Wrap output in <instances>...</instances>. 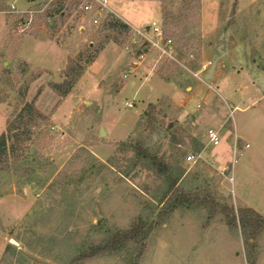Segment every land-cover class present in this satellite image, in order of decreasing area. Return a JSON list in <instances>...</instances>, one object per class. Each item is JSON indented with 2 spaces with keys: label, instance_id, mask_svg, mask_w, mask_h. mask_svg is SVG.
<instances>
[{
  "label": "rangeland",
  "instance_id": "rangeland-1",
  "mask_svg": "<svg viewBox=\"0 0 264 264\" xmlns=\"http://www.w3.org/2000/svg\"><path fill=\"white\" fill-rule=\"evenodd\" d=\"M59 1L0 0V136L27 102L46 117L11 169L0 167V264H70L140 221L158 222L140 264H248L240 229L221 212L158 214L172 182L264 214V0L112 2L129 28L161 23L175 60L133 44L130 30L80 28L74 12L49 24L45 10ZM70 59L86 68L63 98L50 83ZM210 128L221 135L215 149ZM254 245L264 264V228ZM137 251L130 242L87 264H134Z\"/></svg>",
  "mask_w": 264,
  "mask_h": 264
},
{
  "label": "trees",
  "instance_id": "trees-1",
  "mask_svg": "<svg viewBox=\"0 0 264 264\" xmlns=\"http://www.w3.org/2000/svg\"><path fill=\"white\" fill-rule=\"evenodd\" d=\"M65 1L66 0H61L53 7H49L45 10L46 21H48L49 24H54V18L58 15L63 17L64 13L67 11L69 17L76 10V5L79 0H77L74 6L65 3ZM26 22L24 21V23ZM101 28L104 30L119 31L121 33H125L129 30V26L117 18H111V20L103 24ZM98 52L94 55H90L89 61L86 64L93 63ZM85 68L86 66L80 61L70 59L64 71V80L61 83H50V88L60 97L64 98L68 96L76 83L83 76ZM40 93L41 91L38 92L37 96H39ZM45 119L46 117L38 110L34 100L25 103L17 115L7 122L5 132L0 136L1 168L11 169V158L15 160V158L19 156L18 152L21 151L24 144L32 138V129L36 128L39 122ZM201 193L196 195L189 194L186 191L177 189L176 182H172L170 196L166 199L162 210L158 214V221L160 222L167 219L178 208L199 206L209 209L214 214L221 212L230 229H240L246 247L247 263L257 264L254 242L264 228V214H260L251 208L241 209L236 213L233 208L217 204L208 190ZM157 224L158 222L148 224L140 221L126 232L111 234L101 242L86 245L70 261V264H87L98 258L118 253L130 242H135L138 245L134 264H140V259L143 256V243L148 240Z\"/></svg>",
  "mask_w": 264,
  "mask_h": 264
},
{
  "label": "built area",
  "instance_id": "built-area-1",
  "mask_svg": "<svg viewBox=\"0 0 264 264\" xmlns=\"http://www.w3.org/2000/svg\"><path fill=\"white\" fill-rule=\"evenodd\" d=\"M114 0H79L74 11V16L83 25L88 24L94 27H102L103 24L109 22L111 18H115L116 13L113 12L111 4ZM15 8V7H14ZM115 14V16H114ZM130 34L133 35V44H137V40H142L146 46L151 49H156L162 57L175 60L177 54L176 42L168 36L165 28L161 23L153 21L143 28H129ZM127 107H131V103H126ZM209 145L212 148H217L221 144V135L219 131L210 128L206 132ZM233 153L238 154L237 142L233 144ZM203 159L202 154H191L187 157L189 163H197ZM236 162V160H235Z\"/></svg>",
  "mask_w": 264,
  "mask_h": 264
},
{
  "label": "crops",
  "instance_id": "crops-1",
  "mask_svg": "<svg viewBox=\"0 0 264 264\" xmlns=\"http://www.w3.org/2000/svg\"><path fill=\"white\" fill-rule=\"evenodd\" d=\"M116 7H114V9H115ZM117 10H115V13L118 15V16H120V14H122L121 12H120V10L118 9V8H116ZM121 17V16H120ZM122 18V17H121ZM124 18V17H123ZM125 20H127L128 21V17H126V18H124ZM131 24V23H130ZM134 25V24H133ZM196 92V91H195ZM263 94V93H262ZM209 96V94L208 95H206V98ZM238 134V133H237ZM239 135V134H238ZM240 136V135H239ZM241 137V136H240ZM241 138H243V137H241ZM252 209V208H251Z\"/></svg>",
  "mask_w": 264,
  "mask_h": 264
}]
</instances>
